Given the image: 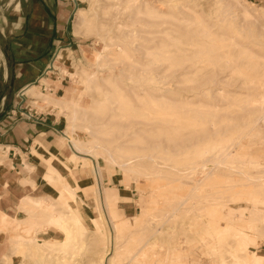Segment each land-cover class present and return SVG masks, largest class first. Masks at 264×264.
Masks as SVG:
<instances>
[{
  "label": "rangeland",
  "instance_id": "obj_1",
  "mask_svg": "<svg viewBox=\"0 0 264 264\" xmlns=\"http://www.w3.org/2000/svg\"><path fill=\"white\" fill-rule=\"evenodd\" d=\"M16 1L0 0V21ZM68 1L63 26L69 39L53 51L52 63L69 49L42 75L66 85L65 98H56L66 103L56 105L48 94L32 103L55 109L65 151L42 157L39 173L45 174L23 180L13 211L0 214V264H264V105L252 102L264 93V0H136L140 8L130 0ZM111 43L124 47V56L93 64L88 57ZM4 59L0 50V96L7 93L8 110L15 95L1 86ZM119 85L146 88L153 98L126 109L116 104ZM75 101L87 111L78 109L73 122ZM116 106V123L104 126ZM6 110L0 107V120ZM72 122L95 125L100 140L114 146L131 138L115 151L120 161L145 157L122 168L95 148L102 186L104 176H115L134 202L129 218L113 219L116 243L109 253L100 195L81 191L96 186L88 159L75 158L61 174L48 169L71 157ZM3 160L0 146V165ZM49 212L63 216L69 238L49 222ZM30 226V236L58 244H17L19 234L30 237ZM36 249L42 254L35 256Z\"/></svg>",
  "mask_w": 264,
  "mask_h": 264
},
{
  "label": "crops",
  "instance_id": "obj_2",
  "mask_svg": "<svg viewBox=\"0 0 264 264\" xmlns=\"http://www.w3.org/2000/svg\"><path fill=\"white\" fill-rule=\"evenodd\" d=\"M26 2L27 0L16 1L13 10L5 12L0 21V50L5 58L2 64L1 86L10 89V92L14 91L15 95L14 99L10 100L8 110L5 109L7 93L2 92L0 96V107L4 108V112L6 110L4 118L0 120V146L4 159V164L0 165V214L13 211L24 190L23 180L27 181L26 178L30 175L36 176L37 180V177L45 174L39 173L45 168V160L42 157H48L49 154L59 155L65 151L55 109L47 107L46 110H42L33 106L34 100L36 104H41L38 101L40 96L28 94L25 89L31 86L37 93L48 94L52 99H63L67 95L63 82L61 86V81L56 84L55 80L42 75L52 63V54H55L53 51L57 52L59 44L69 39L63 25L66 24L65 11L71 7V2L68 0H30V4ZM24 3L30 10L26 13ZM60 25L63 26L62 30ZM55 68H49V72H53ZM20 105L25 106V114L17 116ZM52 165L50 162L49 170H53ZM103 183L106 185L102 189L103 199L107 204L109 216L112 220L129 218L134 207L132 196L126 192L122 193V188L118 187L121 183L115 176H104ZM37 199L47 201L43 197ZM38 242V245L47 243L51 248L52 245L58 244L52 239L41 241L39 239ZM37 249L35 256L42 254V251Z\"/></svg>",
  "mask_w": 264,
  "mask_h": 264
},
{
  "label": "bare ground",
  "instance_id": "obj_3",
  "mask_svg": "<svg viewBox=\"0 0 264 264\" xmlns=\"http://www.w3.org/2000/svg\"><path fill=\"white\" fill-rule=\"evenodd\" d=\"M78 1H80V0H78ZM130 1L137 8H140V6L137 5L136 0H130ZM77 14H78L79 17H82L83 22L86 21L87 18L84 16V14L82 12V9L79 8L78 11H77ZM244 14H245V16L249 15L247 12H245ZM75 33H76V31H75ZM119 46H120L119 44H112V43L111 44H106L104 46V50L102 52L101 51H96L91 57L89 56L88 58L90 59V61L93 62V64H98L99 65V63L101 61V58L103 56L104 57L105 56L108 57V56H112V55H117V56L123 55L124 56L125 48L122 47V46H120V47ZM68 49L69 48H62L61 50H59V52L57 53V55H56L51 67L55 68L57 66V63L63 58V54H64L63 52L67 51ZM113 49H115L117 51L116 54H115V52L111 51ZM51 67H50V69H51ZM50 69H49V71H50ZM83 72H87L86 69H84ZM64 73H66V72H64ZM87 75H89V74H87ZM89 78H91L90 75H89L88 79ZM105 78H104V81L109 83V80L105 79ZM261 81L263 82L264 80L262 79ZM119 87H120V92H119V95L116 96V98H117L116 99V104L117 103H125L124 105H127L125 107L126 109H129V107H132V108H136L137 107L138 108V106H137L138 102L141 104V103H143V100L145 98L147 99V97L151 96L149 91L146 88H142V89L140 88L138 90L136 88H131V87L129 89L128 88H124V87H121L120 85H119ZM25 91L28 94H32L33 96H41V93H37L35 91V89L32 88L31 86L26 88ZM104 94L107 95L108 93L106 91H104ZM151 97L153 98V96H151ZM44 99H46V98H44ZM160 100H164V99H160ZM49 101L56 102L57 103L56 105H59V103H66L64 100H60V99H54V100L53 99H49ZM252 102L254 104L259 103L260 106L264 105V93H263V95L260 96V98L253 99ZM72 104L75 106L74 110H73V113H72V116H71V119L74 122V120L77 118L76 111L78 109H81L82 112H86L87 111V107L84 106V105H81L80 102H78V101H75ZM117 108H118L117 106L113 107L112 113L110 115H108V117L106 118V121L103 123L104 126L109 127V125L112 126V125H114L116 123L115 118H116L117 115L115 113H113V112ZM261 110H262V108H261ZM258 118H257V120H258ZM73 122L69 125V127L67 129V133L69 134V136H67V137L69 139V147L72 150V155H71V157H68L65 160L62 159L60 161V163H58L56 166H54V165H52V166H53L54 170L58 171L61 174L62 173L61 171H63L64 168H66V167L69 168V169L72 168L71 167L73 165L72 162L74 163V159L75 158L88 159L89 164L92 166L91 170H92V172H93V174H94V176L96 178V186L95 187H88V188H81V187L80 188H81V191L84 194H87L90 191L94 190V192L98 191V193L100 195V208H101L100 211H101L102 215L104 216V219L106 220V224H107V227H108V233H109V235H108V243H109V251H108V253H109L113 248H115L114 245L116 243L115 242V240H116V233L115 232L116 231H114V225H115L114 221L109 216V211H108L107 204H106L105 200L103 199V191H102V189L104 187H102V171H101V167L99 166V164L96 161L95 148H97V147L102 148L104 157L106 159H108L109 162H111L113 164H117V165L121 166L122 168L129 166L130 163H132L135 160H139V159H142V158H145V157H142L141 155H139V156L133 157L132 158L133 160L130 159V160H127V161H120V160L117 159L115 151H118L119 149L120 150L121 149L122 150L125 149L129 145L128 141H130L131 138L129 140H127V141L126 140H122L116 146H114L113 143L110 140H108V139H104V140L101 139L100 140V137H101L100 134L101 133L99 134V131H95L94 130L93 127L95 125H92L89 128H87L86 126L80 125L79 128L86 130L85 132H87L91 136V137L90 136L87 137L88 134L85 135V134L79 133L80 131L77 132V130H76L77 125H74L75 123L73 124ZM146 123H150V122H146ZM79 128H77V129H79ZM137 129H139V128H137ZM139 130H135V132L138 133L137 131H139ZM105 134H107L106 131H105ZM146 158H149L151 160L153 159L151 154L146 155ZM221 163H223V162H221ZM60 166H61V168H60L61 170L59 169ZM211 174L212 173L209 172L205 179L210 178ZM261 180H262V178L258 179V181H261ZM26 201L28 202L29 205H31V204L33 205L34 204L35 206H38L36 204L37 202L34 201V200H30V199L27 198ZM48 216H49L48 220H49L50 223L55 224V225L67 230L66 225L64 224L65 220H64L62 215H60L59 213H51V212H49ZM91 216H93V215H91ZM5 219L7 220L6 217L4 218V220ZM34 229H35L34 227L30 226L29 230L26 231L28 236H30V234L34 231ZM69 233H71L70 230H67L68 238L70 237ZM15 241H17V244H20V242H36V243H39L38 242L39 239L37 240L35 237H32V236L26 237V236L20 235V234L16 238Z\"/></svg>",
  "mask_w": 264,
  "mask_h": 264
}]
</instances>
